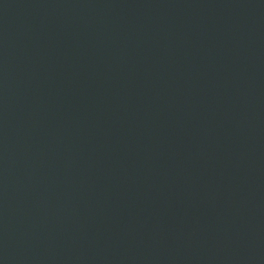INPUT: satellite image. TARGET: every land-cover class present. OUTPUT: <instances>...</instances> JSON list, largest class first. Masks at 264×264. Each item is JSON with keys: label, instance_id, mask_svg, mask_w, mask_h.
<instances>
[{"label": "water", "instance_id": "95a60500", "mask_svg": "<svg viewBox=\"0 0 264 264\" xmlns=\"http://www.w3.org/2000/svg\"><path fill=\"white\" fill-rule=\"evenodd\" d=\"M0 264H264V0H0Z\"/></svg>", "mask_w": 264, "mask_h": 264}]
</instances>
